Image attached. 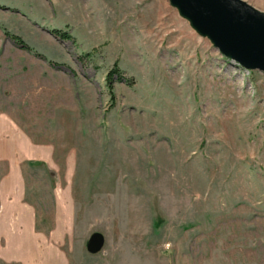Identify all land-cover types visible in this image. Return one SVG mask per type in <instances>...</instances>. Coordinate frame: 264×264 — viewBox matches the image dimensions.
Returning <instances> with one entry per match:
<instances>
[{
    "label": "rangeland",
    "instance_id": "1",
    "mask_svg": "<svg viewBox=\"0 0 264 264\" xmlns=\"http://www.w3.org/2000/svg\"><path fill=\"white\" fill-rule=\"evenodd\" d=\"M0 264H264V73L169 0H0Z\"/></svg>",
    "mask_w": 264,
    "mask_h": 264
},
{
    "label": "water",
    "instance_id": "2",
    "mask_svg": "<svg viewBox=\"0 0 264 264\" xmlns=\"http://www.w3.org/2000/svg\"><path fill=\"white\" fill-rule=\"evenodd\" d=\"M169 3L226 59L247 71L264 73V12L243 0H169ZM105 246L104 235L94 233L87 251L98 255Z\"/></svg>",
    "mask_w": 264,
    "mask_h": 264
},
{
    "label": "trees",
    "instance_id": "3",
    "mask_svg": "<svg viewBox=\"0 0 264 264\" xmlns=\"http://www.w3.org/2000/svg\"><path fill=\"white\" fill-rule=\"evenodd\" d=\"M53 34L57 37V38H60V39H63V40H70L71 39V37L69 36V35H67V34H65V33H62V32H60V31H54L53 32ZM15 40L17 41V42H21L20 40H18L17 38H15ZM22 43V42H21ZM22 47H24V48H26L25 47V45H22ZM117 72H119V70L116 68V69H114V71L109 75V78L111 79V77L113 76V74L114 73H117ZM111 87V86H110ZM112 88V87H111Z\"/></svg>",
    "mask_w": 264,
    "mask_h": 264
}]
</instances>
